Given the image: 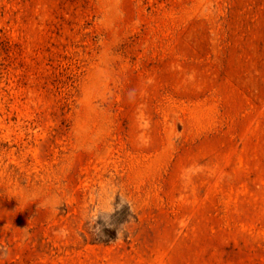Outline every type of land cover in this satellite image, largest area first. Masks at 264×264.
<instances>
[{"label":"rangeland","instance_id":"rangeland-1","mask_svg":"<svg viewBox=\"0 0 264 264\" xmlns=\"http://www.w3.org/2000/svg\"><path fill=\"white\" fill-rule=\"evenodd\" d=\"M2 248L264 264V0H0Z\"/></svg>","mask_w":264,"mask_h":264},{"label":"clouds","instance_id":"clouds-1","mask_svg":"<svg viewBox=\"0 0 264 264\" xmlns=\"http://www.w3.org/2000/svg\"><path fill=\"white\" fill-rule=\"evenodd\" d=\"M26 195H27L28 199H41L42 203L40 206L43 208H46V209L55 210L56 208H58V206L61 202V195L58 193H50V194H47L43 197L38 192H29ZM93 225H95V224H93ZM0 251H2L5 256L7 255L6 248H2V249H0Z\"/></svg>","mask_w":264,"mask_h":264}]
</instances>
